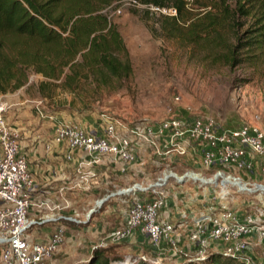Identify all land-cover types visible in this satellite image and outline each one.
I'll list each match as a JSON object with an SVG mask.
<instances>
[{"label": "built area", "instance_id": "2783aa9c", "mask_svg": "<svg viewBox=\"0 0 264 264\" xmlns=\"http://www.w3.org/2000/svg\"><path fill=\"white\" fill-rule=\"evenodd\" d=\"M124 1L145 8L138 0ZM163 7L151 5L150 8L156 13L177 16L176 7ZM168 112V116L155 121L108 118L103 134L92 133L77 123L60 122L55 127L53 141L65 143L69 160L76 151H81L88 156L81 165H92L106 155L122 172L128 163L138 161L139 146L145 144L150 150L159 169L156 174L145 176V180H134L118 191L135 198L119 225L109 231L112 242L145 236L158 254L178 252V239L174 237L176 224L166 207L169 199L177 198L174 195L177 189L187 184L208 202L207 213L199 215L190 232V240L197 248V262H203L211 246L217 243L225 255L255 264L249 252L256 237L264 243V224L258 223L254 214H243L240 208L227 203H230V190L237 194H264V183L253 177L255 167L264 176V130L256 124L225 128L210 116L187 118L171 108ZM0 146V264H46L62 246L65 229L57 226L48 239L36 240L31 237L32 226L61 219L87 223L112 194L100 198L98 207L91 208L83 217L64 213L43 220L29 218L35 205L31 195L34 176L22 151L20 131L3 120L1 114ZM178 164L184 169L177 170ZM38 206L49 210L61 208L48 201Z\"/></svg>", "mask_w": 264, "mask_h": 264}, {"label": "rangeland", "instance_id": "374dc122", "mask_svg": "<svg viewBox=\"0 0 264 264\" xmlns=\"http://www.w3.org/2000/svg\"><path fill=\"white\" fill-rule=\"evenodd\" d=\"M138 1L145 4V8L116 0L105 10L126 44V52L121 57L131 64L127 78L114 79L110 87L98 90L85 82L76 94L61 93L58 99L64 105L56 111L53 110L55 105L39 93L37 83L42 75L36 72H29L26 85L6 93L20 99L18 106L22 112L32 116L39 111L55 114L68 108L80 111L82 115L106 113L108 118L127 122L155 121L168 116L171 108L181 114L187 111L192 116H210L221 125L256 124L264 130V61L256 66L247 64L235 67L215 63L211 51L183 39L192 21L202 18L216 0H185L188 19L184 22L181 18L177 23L171 18L173 15L167 12L152 11L151 5H157L153 1ZM167 4L163 8L175 6L174 0H167ZM173 31L178 36L171 35ZM226 37L230 39L228 35ZM63 122L67 121L63 119ZM175 168L179 170L180 166L175 165ZM255 171L254 179L264 183V176L259 174L257 167ZM120 187L116 189L117 192ZM228 193V205L240 208L243 214H254L258 223L264 224L263 193L246 195L232 190ZM124 197L130 201L135 198L131 194H124ZM121 199L117 200L124 205L115 210V215L107 218L112 223L101 236L88 238L80 232L67 231L61 249L46 264H88V258L95 248H109L111 256H122L125 262L194 263L184 261V258L177 262L171 258L176 257L175 254H157L148 245V240L145 241V236L140 241L128 239L120 243L112 242L108 233L120 223L126 212L125 204L128 203ZM108 203L109 200L104 202L94 215L99 216L100 210ZM93 207L98 205L79 207L74 214L83 217ZM249 253L255 264H264V243L257 241V237Z\"/></svg>", "mask_w": 264, "mask_h": 264}, {"label": "trees", "instance_id": "16d2710c", "mask_svg": "<svg viewBox=\"0 0 264 264\" xmlns=\"http://www.w3.org/2000/svg\"><path fill=\"white\" fill-rule=\"evenodd\" d=\"M115 1L0 0V93L21 88L27 84L29 72H36L42 75L37 83L39 93L55 105L56 111L64 105L58 99L61 93L76 94L85 82L98 90L110 87L114 79L127 78L131 64L121 57L126 44L105 11ZM145 1L168 5L167 0ZM185 3L174 0L178 14L171 18L176 23L188 19ZM173 32L170 34L178 36ZM183 39L211 51L215 63L256 66L264 61V0H216L202 18L192 21ZM181 115L196 116L187 111ZM242 125L222 124L225 128ZM204 203L208 208V202ZM109 250L95 248L88 264H149L125 262L122 256H111ZM203 263L245 264L222 252L209 253Z\"/></svg>", "mask_w": 264, "mask_h": 264}, {"label": "crops", "instance_id": "0c3cea01", "mask_svg": "<svg viewBox=\"0 0 264 264\" xmlns=\"http://www.w3.org/2000/svg\"><path fill=\"white\" fill-rule=\"evenodd\" d=\"M14 97L15 95L8 93L0 95V114L3 120L20 131L22 151L27 156L34 176L35 184L31 195L35 205L30 209L29 218L43 220L49 215L74 214L77 208L95 205L100 198L112 194L106 200H109V203L100 210L99 216L95 215L89 222L46 220L32 226L31 237L36 240H46L60 225L64 227L65 232H80L88 238L101 236L112 223V220L107 218L115 215V210L124 205L117 199L122 198L125 203L128 202L125 204L126 210L133 201L124 197V194L118 193L116 189L119 186L129 185L134 180H145V176H152L158 171L159 168L150 150L145 144L139 146L141 152L138 161L128 163L125 172L118 170L115 162L106 155L92 165H81L88 156L76 151L69 160L65 143L58 144L53 141L55 127L65 119L67 122L85 127L92 133L103 134L108 119L106 113L93 112L82 115L75 109L66 108L55 114L39 111L37 115L32 116L22 112L18 106L21 103L20 99ZM1 154L0 146V156ZM178 165L180 169H184L182 164ZM177 192L174 193L177 198L169 199L166 209L170 211L171 221L176 224L174 237L178 239L179 250L176 253L171 251L167 253L175 254L176 257L171 258L177 262L184 258V261L195 264L198 261L195 258L197 248L190 240V232L199 215L207 213V203H204L197 193L190 191L187 184L180 186ZM170 193L173 195L172 191ZM44 201H48L52 206L59 205L61 208L49 210L44 206L39 207L38 204ZM219 246L221 245L213 244L210 253L222 252V246Z\"/></svg>", "mask_w": 264, "mask_h": 264}]
</instances>
